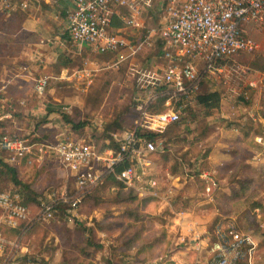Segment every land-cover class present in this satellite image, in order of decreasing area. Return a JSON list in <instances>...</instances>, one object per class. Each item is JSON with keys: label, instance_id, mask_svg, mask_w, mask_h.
<instances>
[{"label": "built area", "instance_id": "2783aa9c", "mask_svg": "<svg viewBox=\"0 0 264 264\" xmlns=\"http://www.w3.org/2000/svg\"><path fill=\"white\" fill-rule=\"evenodd\" d=\"M153 3L154 0L73 1L67 20V30L73 42L86 45L90 53L114 56L112 62L95 68L87 59L84 67L74 71L73 77L79 76L87 88L101 69H119L129 57L136 56L147 45L150 46L149 37L152 34L163 41V57L168 62L165 65L156 64L149 73H143L137 66L131 65L130 73L142 76L139 78V87H148L149 90L147 96L136 98L134 106L137 117L132 127L124 133H112L113 140L119 144L117 150L110 146L111 139L99 144L88 143L69 133L62 134L52 143L31 140L29 137L0 135V151L7 152V160L16 162L27 155H34L40 161L44 158L49 162L57 159L75 186L72 191L67 186L58 191H46L39 198L38 209L33 214L23 202L21 187L2 189L0 185V264H49L46 258L34 255L24 243L23 233L27 225L59 220L56 212L60 205H68L69 222L78 219L82 194L93 189L104 176L116 174L118 166L124 162L129 165L117 177L125 188H134L141 196L152 195L170 200L169 194L164 196L156 190L158 181L151 176L155 170L154 155L158 152V145L142 136L140 131L163 132L181 116L184 104H176L179 99L185 97L194 103L204 80L223 74L231 66L228 62L234 56L260 49V44L246 31V27L251 24L264 27V0H169L164 24L158 30H147L143 39L135 43L112 29L115 6H123L131 12V15L124 16L127 26L145 30L143 12L150 10ZM22 6L26 8L29 4L24 2ZM196 59L203 61L202 69L196 64ZM231 68L237 71L240 66L233 64ZM259 77V81L250 82L253 89L260 82L264 86V71ZM49 84L48 76H40L35 79V92L44 95ZM244 93L246 95L245 90ZM164 94L168 95L165 102L167 109L152 112L151 103ZM11 118L13 112L0 105V121ZM32 137L36 138L37 135L32 134ZM263 139L262 135L255 136L257 143H264ZM33 160L30 158L29 164ZM199 177L206 181V193L210 194L217 185V171L204 169ZM173 190L171 188L168 192L172 193ZM22 222H26V227L15 237H10L4 231V227L18 228ZM214 236L212 246H208L213 260L208 264H233L243 258L252 260L256 244L250 234L218 224ZM202 262L199 260L194 264ZM157 263L158 260L152 264Z\"/></svg>", "mask_w": 264, "mask_h": 264}, {"label": "rangeland", "instance_id": "374dc122", "mask_svg": "<svg viewBox=\"0 0 264 264\" xmlns=\"http://www.w3.org/2000/svg\"><path fill=\"white\" fill-rule=\"evenodd\" d=\"M168 2L169 0H154L153 7L150 10L143 12L146 29L139 31V34L137 33V35L140 36L137 41L143 39L147 30H152L154 28L158 30L164 24L166 20L165 16L167 15V7L163 5H166ZM263 28H259L254 24L246 27V31L260 44V49L252 53L242 52L231 58L228 64L231 66L237 64L240 66L239 70L234 71L231 66H228V69L225 70L223 74L218 75V77H208L204 80L201 91L206 89L221 90L223 95L222 106L215 116L208 119V123L212 127L211 136L194 148L188 150V147H184L179 154H173L174 159L164 166L165 169L163 170H165V172H163L165 173L168 189L163 195L165 196L166 194H169L170 201L175 196L174 199L177 200V204L172 202L170 203L171 205H169L173 208L174 212L171 211V213H166L167 206L164 207L159 202H150L142 209L146 213L158 217L152 226L154 228H161L164 226L168 232L169 244L172 245L173 243V246L177 247L175 246L176 241H173L174 234H171V231L173 230H171V226L174 224V214L177 211H181L183 206H185V209L187 210L198 212V216L203 219L201 220V224H205L204 221H206L205 219L208 218L207 216H209V214L210 216H214L218 212L217 203L214 206L215 208L211 210L205 208L201 209L210 201L216 202V199L213 195L206 193V190L201 191L197 182L185 173V171L189 169L191 162L195 159L198 150L211 148V151H214L215 155L218 156V160L222 158L220 160L222 165L220 164L218 167H224L226 162L236 158V165L232 169L225 166L224 168L222 167V170L217 171V179L219 180L220 186L219 192L215 194L220 197L222 193L223 195L230 193L231 188H237L239 182L246 177H252L254 179L250 191L248 192V194H250V200L244 201L243 198L232 203L233 207L229 206L228 209L232 211L231 214L233 221L227 220V223L225 224L227 227H232L238 232L250 234L255 241L256 249L252 260L250 261L248 258L241 259L248 262V264H264V143H257L254 139V136L261 137V135L262 138H264V86L261 85V82L256 88L254 87V89L250 86V82L259 81V74L264 71L262 69V65L264 64ZM157 40L161 39L159 36L152 34L149 37L151 45H147L145 49L136 56L129 57L119 69H101L96 73V77H94L91 87L87 89L83 88L84 81L80 80L79 76L72 77V81L67 79L59 81L50 80L45 96L52 88H56L60 93L71 97L78 96L84 102L83 104L78 105L57 104V106L62 109L61 111L59 110L58 116H61L60 112H65L73 120H85L88 122L82 132H74L75 137L83 136V138L89 140L90 138L93 139L99 136L104 131L107 122L111 121L116 113L125 109L127 106H134L138 96L148 95V87L145 89L139 87V78L142 76L139 74L133 76L130 73V67L131 65H135L143 71V73H149L151 69L153 70L155 68L156 64L163 65V63L166 62L163 60V44H161L162 47L159 48L156 44ZM72 48L74 47L72 46ZM90 54L91 55L86 54L85 56L78 55L81 58L77 59L76 64L71 66L75 68L73 74L75 70L82 67L81 64L84 57L86 58L87 56V58L90 59L92 57L93 59H95V57L97 59L103 58V56L101 57L100 55L98 57L97 54ZM75 55L77 56V54ZM113 58L114 56L112 55L101 60L99 59L100 61H98L102 66L106 62H112ZM196 64L201 69L203 68V61L201 59H196ZM34 84L35 81L33 82V86ZM244 90L246 91V95ZM241 96H243L245 100L242 99ZM5 110L10 111V108L5 107ZM41 119L42 117H40V120H26L28 125L25 126V131H20L18 130L19 127H16V133L21 136L33 134L35 132L32 130L33 127H36V124L42 125V123H40L42 121ZM250 119L255 122V126L253 135L248 140H243L238 125L237 127L235 126V128L228 127L231 122L242 125ZM37 120L38 123L36 122ZM17 121L19 123L22 122L21 118H18ZM47 122L48 121L43 122V125ZM59 122L60 121H58V117L56 116V119H54L52 124L53 127H51V125L42 127L39 135L45 138L44 141L50 143L56 141L58 135L62 131L61 127L64 125H61ZM57 124H59V126H57ZM159 146L162 149V145L159 144ZM185 152H188L186 159H181V154ZM233 155L234 157H232ZM160 157V152H157L154 155V166L156 169L158 168ZM177 159L179 161L183 160L181 161L182 165L180 164L182 170L180 175H174L171 170L175 161H178ZM201 161L202 159L196 162L195 169H198V163ZM49 165L53 170H57L58 173L60 172L59 174L64 175L62 171L63 168L59 162L51 161L49 162ZM211 167L212 165L210 163V166L205 169H212ZM67 183L70 184V186L72 185L71 180L67 179ZM175 187L177 190H180L179 193L168 192L171 188L174 189ZM252 202L261 204L262 208L254 209L252 207ZM131 208L132 207L127 204H121L119 198L116 197V191H113L110 188H101L96 190L92 194L90 200L84 202L80 207L78 211V219L76 218L72 222H66L67 225L61 220H56L50 223L37 222L33 229V233L25 237L24 243L28 245L34 255L46 258L49 264H56L60 261L64 256V252L67 260L74 257L72 256L74 251L81 255L80 257H84L82 256L81 246L77 244L74 239L79 238L80 236H88V232H81L82 230L77 228L78 226H87L94 228V237L98 242L104 244L103 249L92 257V263L106 264L108 263L107 260L115 259L114 254L121 253L122 257H120V259L118 258L119 262L117 264H138V262H136L138 261L136 257L127 260L126 256H123V253H125L124 250L119 247V244H122L125 239V232L130 229L128 226L129 224L124 221L123 225L119 226L116 223H112L110 220L116 219V222L123 221L122 213ZM213 212L215 213L213 214ZM112 214L119 217H112ZM163 220L165 222H163ZM99 221L104 222L103 224L107 225V227L113 226L115 228L117 225L118 230H114L113 233L106 232L97 225ZM206 224L208 231L205 237L208 239V243L200 256L204 261L203 264H208L213 260V256L207 248L208 246L211 247L215 240L214 230L211 232L209 223ZM77 231H79V235ZM210 240H212L211 245ZM191 241L192 239H188L184 242V245L186 246L187 243L190 245ZM115 247L118 249L116 252H114L116 250ZM91 249L93 250V248ZM163 249L164 245L159 249V254H157V256H161ZM70 250L72 251L70 252ZM191 251L193 250L191 249ZM197 258L196 254H193L192 261L194 260L193 262H195ZM173 262L174 261H170L168 264H173ZM84 264H87V262ZM233 264H235V262Z\"/></svg>", "mask_w": 264, "mask_h": 264}, {"label": "trees", "instance_id": "16d2710c", "mask_svg": "<svg viewBox=\"0 0 264 264\" xmlns=\"http://www.w3.org/2000/svg\"><path fill=\"white\" fill-rule=\"evenodd\" d=\"M22 1L23 0H7V2L3 4L0 2V6L4 5L3 8L0 10V51L3 54H7L10 50L18 49V46H21V44H34L40 42L42 39V34L36 31L26 29L23 26L24 21L33 12H35V10L30 5L24 8L22 6ZM31 3L35 6L39 5L41 8L49 6L48 4H45V2L42 0H32ZM124 10L126 9L123 6H115V15L113 17V26L118 28L117 32L119 34L123 35V29L119 30V28L125 29V27L127 26V24L120 17V14H122V11ZM63 37H67L68 39L72 40L68 30L64 32ZM156 44L159 46V48H161V44H163V41L157 40ZM188 59L190 58H185V60ZM66 65H68V62L66 63ZM262 69L264 70V64L262 65ZM203 83L204 81L202 82L201 87L203 86ZM165 91L166 90H164V92ZM161 92L162 91L160 90V93ZM36 95L43 96L39 95L37 92ZM167 98V94L160 95L154 102L151 103L150 110L155 113L165 111L167 109V106L165 105ZM241 98L245 100L243 96H241ZM222 99V92L218 89H206L204 91H200L194 98V103H191L188 99L183 97L176 102V104L180 106H182L183 104L185 105H183V108L181 109V116L178 121L172 123L163 132H153L145 129H142L140 131L142 136L154 141L158 145V152L161 153L158 168H155V170L151 174V176L156 178L158 181V186L156 187L157 191H159L160 193H164L168 189V184L166 183L164 173L165 170L163 169H165L164 166L168 162L174 159L173 154H179V152L182 151L184 147H188V150L194 148L199 143L207 140L211 136L212 127L208 123V119L212 116H215L220 111L222 106ZM60 113L64 121L71 124V130L73 131V133L82 132L83 129L87 126L88 122L85 120H73L65 112ZM136 117L137 112L135 110V106H127L125 107V109L116 113V115L111 121L107 122L104 131L99 136L93 139L90 138L89 140L83 138V136L76 137L83 139L85 142H96L97 144L106 139H111L110 146L117 150L119 144L113 140L112 133H124L128 131L134 124ZM237 125L239 127L241 135L243 136V140H248L252 137L255 126V122L252 119L243 123L242 125L236 124L235 122H231L228 127L235 128V126L237 127ZM16 127L17 126L15 120L8 119L0 121V135L7 134L10 137L18 136L29 137L31 138V140H45V138L41 135H37L36 138H33L32 134L28 136L18 135L16 133ZM158 143L162 145V149ZM103 146L106 145L104 144ZM210 153L211 148L198 150L195 159L189 165V169L185 171V173L191 179L197 182L201 191L206 190L207 183L205 180L199 177V174L205 168L210 166ZM187 154L188 152L181 154V159H186ZM232 157H234V155ZM30 158L34 159L31 164H29L28 162ZM200 159H202V161L198 163V169H195L196 162ZM51 161L58 162L57 159H52L50 160V162ZM178 161H175V164L171 168L174 175H180L182 172L180 164L182 165L181 161L183 160L179 162ZM230 161L226 162L224 164V167L227 166V168L232 169L236 165V158ZM128 165V162L120 164L116 170V174L110 173L104 176V178L93 189L82 194L80 207L84 204V202L90 200L92 194L96 190H99L101 188H110L113 191H116V197L119 198L121 204H127L132 207L130 210L128 209L126 212L122 213L123 221L116 222V219H110L112 223H116L119 226H122L124 221H126L129 224L128 226L130 227V229L125 232V239L123 240L122 244H119V247L124 250L125 253H123V256H126L127 260L136 257V259H138V261L136 262H138V264H143L148 259L157 256L158 250L163 245L168 243V232L164 226H162L161 228H154L152 225L154 224L155 220L158 219V217H154L153 215L148 214L142 210L143 207L149 204L150 202H159V198L152 195L141 196L136 189L125 188L123 183L118 179L117 174ZM222 167H218L217 169L222 170L224 168ZM62 171L64 175L59 174L60 172L58 173L57 170H53L52 167L49 165V160L46 158L40 161L36 159V156L34 155H27L23 157L20 161L12 162L10 160H7V152L0 151L1 188L11 189L13 187H21L24 192L23 202L31 209L33 214H35L38 209L39 198L46 191H58L65 186L69 187V184L67 183L68 175L64 168L62 169ZM253 182L254 179L252 177H246L239 182V186L237 188L232 187L230 193L225 195H223L222 193L221 196L218 197L219 195L216 196L215 194L219 192L220 186L219 180L217 179V185L212 189L211 193L209 194L214 196L216 202L210 201L206 204V206L204 205L201 208L211 210L215 208L214 206L217 203L216 205L218 206V212L213 216V218L209 222L211 232L215 229L218 224H222L227 227L225 225L227 223V220L233 221L231 214L232 211L229 210L228 207H233L232 203L243 198L244 201L250 200V194H248V192L250 191ZM179 192L180 190H177V188L175 187L174 193ZM174 197L171 199V203L174 202V204H177V200H175ZM252 207L254 209L262 208V205L256 202H252ZM166 209V213H169V207ZM183 209H185V206H183ZM68 214V205H60L59 210L56 212V215L58 216L57 218L65 224L66 222H69L67 218ZM112 217L118 218L119 216H114L112 214ZM54 221L56 220H52L51 222ZM163 222L165 221L163 220ZM103 223L104 222L99 221L97 225H99V227L102 228V230H105L106 232L113 233L114 230H118L117 225L114 228L113 226L107 227V225ZM36 224L37 223L34 222L32 224H28L26 227V222H22L20 224V227L15 229H8L4 227V231L10 237H15L22 232V229L24 227H26L25 233H23L25 238L26 236L31 235L33 233V229ZM77 228L79 230H82L81 232H88V236H80L81 239L80 237L74 239L76 243L81 246L82 256L84 257H80L81 255L74 251L72 255L74 257L67 260L65 258L64 252L63 258L56 264H84L85 262H87V264H94L92 263V257L94 256V254L103 249L104 244L98 242L94 237V228L87 226H78ZM77 232L79 235V231ZM211 243L212 240H210V245ZM91 248H93V250ZM115 249L116 250L114 252L118 251L117 247H115ZM71 251L72 250H70V252ZM114 255L115 259L107 260L108 263L106 264H117L119 262L118 258L120 259V257H122L121 253H117ZM235 264H248V262H245L244 260H238L237 262H235Z\"/></svg>", "mask_w": 264, "mask_h": 264}, {"label": "crops", "instance_id": "0c3cea01", "mask_svg": "<svg viewBox=\"0 0 264 264\" xmlns=\"http://www.w3.org/2000/svg\"><path fill=\"white\" fill-rule=\"evenodd\" d=\"M42 1L49 6L41 8L39 5H32V0L22 1V4L27 2L35 10V12H33L24 21L23 26L26 29L42 34L41 41L34 44H21V46H18V49L10 50L7 54H3L0 51V105L4 108H10L13 112V118H11V120H15L17 128L19 127L18 130L20 131H25V126L28 125V120H40V117H42V121L40 122L42 125L36 124V127L34 126L32 129L35 131L33 134L39 135L43 126L47 127L48 125H51V127H53L52 124L57 116L58 121H60L59 123L61 125L64 124L61 127L62 131L58 137L66 133L74 135L71 130V124L65 122L60 115L58 116V110L61 111L62 109L59 108L57 104L78 105L83 104V100L78 96L71 97L64 95L56 88H52L46 96L45 94L43 96H37L33 82L36 77L39 78L40 76H48L52 81H59L63 79L72 81L73 70L75 68L71 66L76 64L77 59L81 58L78 55L85 56L86 54H91L86 45L81 46L73 42V40L63 37L64 32L67 31L68 11L72 8L74 0ZM178 1L181 2L184 0ZM0 2L2 4L4 3L2 0H0ZM3 6L4 5L0 6V10ZM163 6L167 7L168 3ZM125 9L126 10L122 11V14H120V17L124 22V16L131 15L129 8L125 7ZM143 18L145 17L143 16ZM112 29L118 31V28L114 27L113 23ZM120 29H123L125 37L131 43H135L140 38V36L137 35V33H140L139 30L134 27L126 26L125 29L119 28V30ZM72 46L74 48H72ZM75 54H77V56ZM97 55L99 57V54ZM100 56L107 58L112 55L100 54ZM103 58L97 59L95 57V59H93L92 57L90 59L86 56V58H83L84 60L81 66L84 67L85 61L89 59L93 68L99 67V61ZM163 60L166 61L163 63V65H165L168 61L164 57ZM67 62L68 65H66ZM67 74L68 77L65 78ZM83 88L87 89L84 84ZM18 118H21V123L17 121ZM46 121L48 122L43 125V122ZM36 122L38 123V120ZM57 126H59V124H57ZM220 160H218V156L215 155L214 151H211L209 161L212 165V169L218 171L216 167L220 164L222 165ZM74 188L75 186L72 181V185L70 186L69 184V190L72 191ZM159 203H161L164 207H169L170 212H174L173 208L169 206L171 205V201L169 199H159ZM214 213L215 212H213V214ZM174 215V224L171 226V230L173 229V232L171 231V234H174L173 241H176L175 246L177 247H174L173 243L171 245L168 242V244L166 243L164 245L161 256L150 258L143 264H152L156 260H158L157 264H168L170 261H174L173 264H194L196 261H203L200 257L201 252L204 251V248L208 243V239L205 237L208 231L206 223L210 222L213 215L210 216L209 214V216H207L208 218L206 217L207 219L204 221L205 224H201V220L203 219H201L198 216L199 213L194 210L182 209L181 211H177ZM188 239H192V241L190 242V245L187 243L186 246H188L186 247L184 242ZM191 249L193 251H191ZM207 250H209V248H207ZM193 254H196V257H198L195 262H193L194 260L192 261ZM203 263L204 261L202 264Z\"/></svg>", "mask_w": 264, "mask_h": 264}]
</instances>
